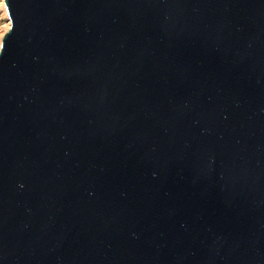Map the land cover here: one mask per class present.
Returning a JSON list of instances; mask_svg holds the SVG:
<instances>
[{"label": "water", "instance_id": "95a60500", "mask_svg": "<svg viewBox=\"0 0 264 264\" xmlns=\"http://www.w3.org/2000/svg\"><path fill=\"white\" fill-rule=\"evenodd\" d=\"M0 264H264V0H4Z\"/></svg>", "mask_w": 264, "mask_h": 264}, {"label": "bare ground", "instance_id": "6f19581e", "mask_svg": "<svg viewBox=\"0 0 264 264\" xmlns=\"http://www.w3.org/2000/svg\"><path fill=\"white\" fill-rule=\"evenodd\" d=\"M11 23L5 9L4 0H0V49L3 36L10 30Z\"/></svg>", "mask_w": 264, "mask_h": 264}, {"label": "rangeland", "instance_id": "374dc122", "mask_svg": "<svg viewBox=\"0 0 264 264\" xmlns=\"http://www.w3.org/2000/svg\"><path fill=\"white\" fill-rule=\"evenodd\" d=\"M11 23V22H10ZM10 29H11V27H10Z\"/></svg>", "mask_w": 264, "mask_h": 264}]
</instances>
